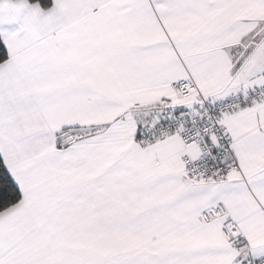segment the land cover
<instances>
[{
  "label": "crops",
  "instance_id": "obj_1",
  "mask_svg": "<svg viewBox=\"0 0 264 264\" xmlns=\"http://www.w3.org/2000/svg\"><path fill=\"white\" fill-rule=\"evenodd\" d=\"M0 156L22 200L0 264H254L264 257V103L224 119L234 179L192 178L154 123L264 82V0H0ZM198 92L181 97L179 84ZM211 142L217 143L214 138ZM222 203L243 242L201 214Z\"/></svg>",
  "mask_w": 264,
  "mask_h": 264
},
{
  "label": "built area",
  "instance_id": "obj_2",
  "mask_svg": "<svg viewBox=\"0 0 264 264\" xmlns=\"http://www.w3.org/2000/svg\"><path fill=\"white\" fill-rule=\"evenodd\" d=\"M178 88L181 97L198 92L196 85L190 81L181 82ZM252 102L264 103V82L243 92L230 89L221 98L203 99L192 111H180L157 122L141 135L140 140L143 144H150L159 138L178 134L188 149L197 148L196 155L187 151L180 157L183 169L192 178L217 182L234 179L240 167L224 119ZM211 138L217 143L211 142ZM201 219L204 222L222 220L224 237L243 242L239 224L222 203L205 210ZM254 264H264V257Z\"/></svg>",
  "mask_w": 264,
  "mask_h": 264
},
{
  "label": "trees",
  "instance_id": "obj_3",
  "mask_svg": "<svg viewBox=\"0 0 264 264\" xmlns=\"http://www.w3.org/2000/svg\"><path fill=\"white\" fill-rule=\"evenodd\" d=\"M30 3L39 4L43 9H49L53 0H28ZM8 59V52L0 36V65ZM22 200L19 188L12 180L3 158L0 156V213L17 205Z\"/></svg>",
  "mask_w": 264,
  "mask_h": 264
},
{
  "label": "rangeland",
  "instance_id": "obj_4",
  "mask_svg": "<svg viewBox=\"0 0 264 264\" xmlns=\"http://www.w3.org/2000/svg\"><path fill=\"white\" fill-rule=\"evenodd\" d=\"M156 123H157V122H156ZM156 123H154V125H156ZM154 125H153V126H154ZM157 140H158V139H157Z\"/></svg>",
  "mask_w": 264,
  "mask_h": 264
}]
</instances>
